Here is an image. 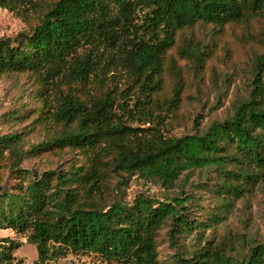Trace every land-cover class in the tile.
I'll use <instances>...</instances> for the list:
<instances>
[{
    "label": "trees",
    "instance_id": "1",
    "mask_svg": "<svg viewBox=\"0 0 264 264\" xmlns=\"http://www.w3.org/2000/svg\"><path fill=\"white\" fill-rule=\"evenodd\" d=\"M25 2L43 9L42 18L0 41V76L32 77L41 103L35 120L59 129L30 151L21 148L23 134L0 136V226L27 236L38 252L33 264L68 254L167 264L159 250L165 228L179 250L183 239L197 238L176 264H264V243L238 255L206 237L226 222L235 201L264 187V52L254 55L248 98L231 114L205 127L197 114L189 134L167 131L184 92L171 51L197 70L209 58L200 46L184 40L178 46L180 35L198 25L248 26L264 15V0H0V7L19 6L27 16ZM169 71L178 80L166 95ZM51 150L59 159L65 152L79 158L64 169L21 167L29 155ZM194 174L217 197L204 219L202 205L185 190L164 198L143 192L131 202L121 197L133 177L174 192ZM19 246L2 241L0 264H23L14 255Z\"/></svg>",
    "mask_w": 264,
    "mask_h": 264
},
{
    "label": "rangeland",
    "instance_id": "2",
    "mask_svg": "<svg viewBox=\"0 0 264 264\" xmlns=\"http://www.w3.org/2000/svg\"><path fill=\"white\" fill-rule=\"evenodd\" d=\"M43 1L50 3L53 0ZM14 6L16 5L14 4ZM29 7L30 4L25 2L24 8L30 9L27 16L21 15L22 8L19 6L13 10L0 7V41L6 38L14 39L20 33L30 31L40 21L44 10L39 9L36 12L32 7ZM183 40L191 47H202L206 50L209 58L205 68L197 70L192 61L187 58L181 59L178 56V50L171 51V55L178 60V66L181 69L180 78L184 86L179 110L174 116L171 114L168 116L170 124H167V131L177 136L193 131V123L197 114H202L204 118L202 124L205 127L213 120L223 119L231 114L235 103L248 98L251 90L250 83L253 79L254 55L264 52V15L255 18L248 26L233 24L221 29L213 25H198L184 31L180 35L177 45H181ZM165 79V93L169 95L178 77L169 71ZM35 94L36 83L28 74L0 76V136L23 134L24 141L21 148L24 151H30L34 146L43 142L48 135L59 129L50 121L38 122L35 120L38 117V112L35 111L41 107L40 101L34 96ZM52 94L50 97L54 99V93ZM165 112V110L162 111V113ZM12 115L24 116L11 120L10 116ZM148 126L149 124L143 125V127ZM78 158V155L72 152H65L63 159H59L51 150L34 156L29 155L21 167L41 172L53 170L58 166L64 169ZM188 179L182 186L183 188L174 192H165L159 186L144 184L142 180L133 177L121 197L125 201L131 202L136 195L143 192L157 198H164L179 192L183 194L181 190H185L187 193L193 194L195 200L202 205L198 214L200 218L204 219L217 205V197L203 186L202 183L205 180L197 174ZM117 181L118 179L114 177L112 185H116ZM13 182V180H8L6 187L12 186ZM195 215L192 216L196 217ZM226 216L224 224L206 231L207 239L214 245L224 244L234 254L243 255L256 243H264V187L255 189L248 198L235 201L230 213ZM166 233L167 228L160 233L159 250L161 260L167 264H176L177 257L183 251H192L195 248L197 242L195 234L183 239L179 246L181 250H179L177 247H171ZM7 239L20 243L14 255L23 264H33L37 260V249L27 242L26 235L0 226V243ZM49 264L115 263H107L94 255L68 254Z\"/></svg>",
    "mask_w": 264,
    "mask_h": 264
}]
</instances>
